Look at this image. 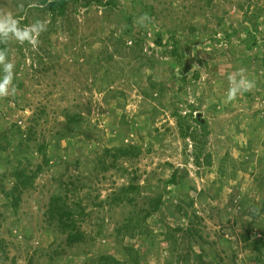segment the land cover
<instances>
[{"label": "rangeland", "instance_id": "374dc122", "mask_svg": "<svg viewBox=\"0 0 264 264\" xmlns=\"http://www.w3.org/2000/svg\"><path fill=\"white\" fill-rule=\"evenodd\" d=\"M86 1L53 19L38 0H0V32L13 31L0 59V264H264V0ZM190 106L206 121L200 164L174 115ZM131 146L141 155L112 167ZM18 167L33 185L15 189ZM133 178L135 203H114ZM160 195L144 228L117 233ZM56 197L85 210L82 242L48 219Z\"/></svg>", "mask_w": 264, "mask_h": 264}, {"label": "trees", "instance_id": "16d2710c", "mask_svg": "<svg viewBox=\"0 0 264 264\" xmlns=\"http://www.w3.org/2000/svg\"><path fill=\"white\" fill-rule=\"evenodd\" d=\"M73 1L74 5H78L79 0H38V4L39 7L37 8L39 11L44 12V13H48L50 14L53 19H55L58 15H65L66 10L68 8V4ZM211 0H209L210 2ZM99 4L100 1L99 0H87L85 3V7H90L93 4ZM117 0H108V2L105 4L106 6L110 7L111 9H117L118 8V4H117ZM40 19L37 18V21H39ZM127 22L129 24V28L126 31L129 35V33H131L132 31V18L131 16H127ZM54 24V21L52 22ZM230 33L227 34V38L230 40L231 38L234 37L235 33H237L236 30L231 29L230 28ZM13 31H8V32H0V59L3 58H8L10 56V48H11V38H10V34H12ZM49 34V33H47ZM159 39L160 36H159ZM257 40L255 39L254 42H256ZM129 43L128 41H122V40H118L117 42L113 43V47L117 49L118 46H126V44ZM131 45L133 50H136L137 48V52L139 53L138 55H136L138 58L142 57L143 54V41L142 40H135V41H131ZM23 48L20 46L19 51L21 54H23L22 52ZM171 56L173 59H176L177 61H181V56L179 55L178 52H176L175 49H173V51H171ZM106 59H113L112 55H108V57ZM182 73L187 75V78L189 77V73H190V69H186L185 67L181 69ZM198 73L194 74V78L195 80L198 79ZM16 79V78H15ZM18 80V79H17ZM181 90H179V92H181L182 90L185 89L184 86L180 87ZM182 93V92H181ZM191 107V112L190 113H186L183 114L179 109H176V112L174 113L175 118L177 120V125L179 127V130L181 132V136L183 139H192L195 143H196V148L198 149L197 151V156H196V162L198 164H200V159L201 156L204 153V149L206 147V138H207V133H206V121L204 119H202L199 114H198V110H196V108L194 106H190ZM197 112V113H196ZM196 113V114H195ZM195 114V116H194ZM70 122H77V120L70 118V116L68 115ZM80 119V117H79ZM196 128V129H195ZM197 129L201 130V132H203L201 139H205V140H201L198 139L200 138V135L197 134ZM7 138L5 132L3 133L2 129H0V147H2L3 141H5ZM28 140H31V135H29L27 137ZM30 142V141H29ZM26 145V144H24ZM23 145V146H24ZM3 149H6V146L2 147ZM47 145L46 144H41L38 148V151L40 154L43 155L44 157V162L45 164H47L49 162L48 156H47ZM109 152V151H107ZM142 150L140 148H136L134 146H131L129 148H119L116 150L114 157H113V162L111 164L112 167H115L118 163V161L124 157V158H136L139 155H141ZM208 160H210V157L207 158ZM208 165H210L209 163L211 162H207ZM178 170H174L169 178V180L166 182L165 184V188L170 186V185H177L179 184L178 180ZM13 177L15 178V181L17 183V186L15 189H18L20 186L22 188H25L28 185H33V181L35 179V176L33 174H29L27 172V170H23L20 169L19 167L16 169ZM138 179L137 178H133L131 181V184L127 187V188H123L121 190V194L120 198L114 199V203H121L124 199H127V201L130 204H134L135 203V198H129L128 196L130 195H135V194H139L141 188L139 187V185L137 184ZM15 189L13 192L11 193H7V197L9 199H13L12 203L15 207H17L19 200H20V195H16L15 194ZM137 194V195H138ZM162 196L160 195L159 197L150 200L151 202L148 204V207L145 209L143 208H136L135 212H133V216H130V218L127 219V224H123L120 228H117L116 231L118 234H123V231H130L131 229H136V228H144V224H146L148 222V220H150L155 214H157L161 207H162ZM99 206V205H98ZM190 206V205H189ZM136 207V206H135ZM138 209V210H137ZM179 211V216L180 213H183V210H178ZM186 213V212H185ZM85 215V210H79L76 211L74 210L71 206H68V203L66 202L65 199L61 198V197H56L53 199L48 211H47V216L48 219L50 221H53L55 223L58 224V227L61 229V231H63V233L67 234V241L70 244V246H73L75 244H78L80 242H82L84 240V232H82V230H80L78 223H77V217L79 216H83ZM185 216H187L186 214H184ZM124 231V232H125ZM180 231V229L178 230ZM186 235H189L188 238H194L199 235V231L197 230H193L192 228L187 229L186 231ZM201 253H203V251H201ZM103 261L105 262V260H107V257H103L102 258Z\"/></svg>", "mask_w": 264, "mask_h": 264}]
</instances>
